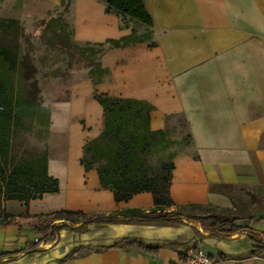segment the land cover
<instances>
[{
	"label": "crops",
	"instance_id": "crops-1",
	"mask_svg": "<svg viewBox=\"0 0 264 264\" xmlns=\"http://www.w3.org/2000/svg\"><path fill=\"white\" fill-rule=\"evenodd\" d=\"M85 2L95 14L86 10L83 16V41L104 42L129 33L119 28L117 16L106 13L105 2ZM143 2L154 25L165 23L153 33L155 46L135 43L106 51L100 62L108 74L102 82L79 85L69 100L54 104L50 136L70 144L66 156L47 162L59 189L26 205L6 202L4 211L18 219L58 210L110 215L153 208L148 192L115 201L97 171L80 165L78 143L104 129L96 91L148 104L151 131L166 132L173 118L184 121L189 148L172 160L168 211L198 217L214 209L239 219L233 226L243 227L211 229L207 221L185 217L169 224L129 218L55 221L43 237L17 223L0 227V264H175L189 246L202 248L215 264H264V221L259 220L264 218V0ZM80 122L87 126L84 133L78 130ZM127 239L158 249L113 247Z\"/></svg>",
	"mask_w": 264,
	"mask_h": 264
},
{
	"label": "trees",
	"instance_id": "trees-1",
	"mask_svg": "<svg viewBox=\"0 0 264 264\" xmlns=\"http://www.w3.org/2000/svg\"><path fill=\"white\" fill-rule=\"evenodd\" d=\"M74 0H60L61 12L58 16H50L47 21L41 20L44 27V36L51 35L57 40L56 46L68 54L71 65L87 69V75L94 84L101 83L108 74L102 67L101 58L108 50L126 48L135 43H145L154 47L153 26L150 13L145 9L143 0H105L106 13L126 19L144 28L143 34H138L132 28L120 38H108L104 42H86L77 45L73 42V29L64 21L63 15ZM1 26L11 21H0ZM4 28V27H3ZM43 36V37H44ZM18 56L0 45V227L23 223L32 226L38 234L47 237L53 229L55 221L67 223H116L129 218L148 223L169 224L181 217L194 221H207L211 229L228 226L230 230L241 227L233 226L239 219L223 216L216 210L207 211L203 216H193L182 211H168L172 200L168 189L171 181V172L174 168L172 160L175 154L170 155L169 161L155 165L147 164L142 153L152 147L153 141H165V132L151 131L149 117L152 108L142 101L125 98H116L110 95L94 94V97L103 110L104 129L94 140L86 143L82 148L80 165L86 170L95 169L98 180L104 189L114 195L115 201H126L140 192H148L153 196V208L149 211L143 209H126L105 214H86L72 210H58L53 213L37 216H26L16 219L4 211L6 202L20 201L25 205L30 200L40 199L43 194H55L59 189L57 180L48 175L47 155L43 154L31 160L15 162L12 155V135L17 122L27 114H34V107L26 112L21 108V98L15 93L13 78L17 73ZM43 109V108H40ZM131 123V126L128 125ZM124 128V136H120ZM131 129V130H130ZM128 138H127V137ZM189 140V136H188ZM110 148L115 146L117 152L114 164L94 165L97 148L100 146ZM255 201L259 202L257 196ZM191 209H202L200 205H190ZM264 221V218L259 219ZM134 246L140 251L156 252L158 249L149 248L132 240H125L113 247ZM74 251L71 255H74Z\"/></svg>",
	"mask_w": 264,
	"mask_h": 264
},
{
	"label": "rangeland",
	"instance_id": "rangeland-1",
	"mask_svg": "<svg viewBox=\"0 0 264 264\" xmlns=\"http://www.w3.org/2000/svg\"><path fill=\"white\" fill-rule=\"evenodd\" d=\"M59 4L60 1L53 4L49 0H0V21L13 22L12 25L6 23L4 26L0 23V45L16 52L19 61L17 73L13 78L15 93L21 98L22 110L28 112L33 106L35 112L23 116L15 126L11 140L15 162L31 160L43 154L47 155V162L53 157L66 156V152L70 150L69 142L50 136V110L55 103L69 100L71 91L79 85L88 81L94 84L89 79L86 68L75 64L69 68L71 59L56 46L57 40L50 34L44 36V27L40 26V21H47L50 16L56 17L62 13ZM86 10L95 14L93 7L90 8L85 0H74L68 12L63 15L64 21L73 29L72 40L77 45L86 43L82 39L81 27ZM117 18L120 29L130 32L135 28L138 34H143L142 26ZM164 25V22H156L153 33ZM170 121L172 124L165 132V141H158V138L153 141L150 149L142 153V158L147 164L167 162L170 155H176L189 148V135L184 121L181 118H173ZM128 125L131 126V123ZM78 130L84 133L87 126L80 122ZM123 131L124 128L119 133L120 136H124ZM88 142L81 139L78 143L76 153L79 159L83 155V146ZM116 155L115 146L107 148L101 145L95 155V167L98 164H114Z\"/></svg>",
	"mask_w": 264,
	"mask_h": 264
},
{
	"label": "built area",
	"instance_id": "built-area-1",
	"mask_svg": "<svg viewBox=\"0 0 264 264\" xmlns=\"http://www.w3.org/2000/svg\"><path fill=\"white\" fill-rule=\"evenodd\" d=\"M38 242L37 239H34ZM175 264H215L202 248L189 246L183 258Z\"/></svg>",
	"mask_w": 264,
	"mask_h": 264
},
{
	"label": "water",
	"instance_id": "water-1",
	"mask_svg": "<svg viewBox=\"0 0 264 264\" xmlns=\"http://www.w3.org/2000/svg\"><path fill=\"white\" fill-rule=\"evenodd\" d=\"M183 217H181L180 219H182Z\"/></svg>",
	"mask_w": 264,
	"mask_h": 264
}]
</instances>
